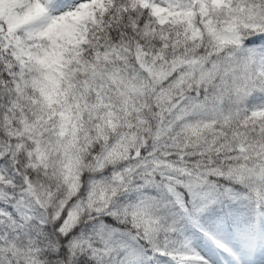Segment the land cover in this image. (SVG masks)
<instances>
[{
  "label": "snow or ice",
  "instance_id": "6c2138e0",
  "mask_svg": "<svg viewBox=\"0 0 264 264\" xmlns=\"http://www.w3.org/2000/svg\"><path fill=\"white\" fill-rule=\"evenodd\" d=\"M0 264H264V0H0Z\"/></svg>",
  "mask_w": 264,
  "mask_h": 264
}]
</instances>
